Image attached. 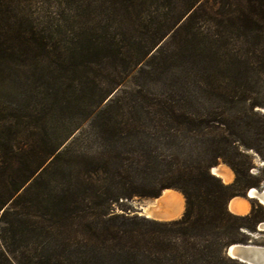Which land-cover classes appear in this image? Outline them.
Listing matches in <instances>:
<instances>
[{
  "label": "trees",
  "instance_id": "trees-1",
  "mask_svg": "<svg viewBox=\"0 0 264 264\" xmlns=\"http://www.w3.org/2000/svg\"><path fill=\"white\" fill-rule=\"evenodd\" d=\"M104 1L116 28L90 45L105 46L112 66L125 62L130 73L140 65L160 84L113 92L123 79L107 77L89 113L101 144L92 154L74 153L76 135L63 145L79 127L66 120L56 144L34 131L2 144L0 264H246L226 249L254 242L249 236L264 221V206L237 215L228 202L262 189L264 175L253 176L245 151L264 163V127L232 111L246 103L257 114L262 102L250 80L253 73L264 76V0H239L220 12L202 0ZM13 36L2 38L6 48L22 51L31 43L25 32ZM55 45L37 43L41 62L68 71L72 90L85 96L94 61L55 56ZM204 102L214 107L204 110ZM31 112L11 114L7 127L18 132ZM219 161L234 172L232 183L210 172ZM170 188L185 201L178 219L113 208L121 199L156 198Z\"/></svg>",
  "mask_w": 264,
  "mask_h": 264
},
{
  "label": "rangeland",
  "instance_id": "rangeland-1",
  "mask_svg": "<svg viewBox=\"0 0 264 264\" xmlns=\"http://www.w3.org/2000/svg\"><path fill=\"white\" fill-rule=\"evenodd\" d=\"M238 1L202 0L210 12L233 10L237 7ZM108 14V3L104 0H0V151H3L2 144L8 139L17 142L15 139L18 135L22 134L24 137L25 134L28 135V131L46 136L47 140L56 144L61 137L60 130L62 133L68 129V124L60 126V123L66 120L68 123L71 121L73 126L79 124V127L63 145L76 135L77 139L72 141L74 153L92 154L99 150L101 144L92 133L90 126L92 113H89L93 111L92 105L98 101L96 92L104 85L107 77L117 74L123 79L121 85L113 92L135 89L138 86L153 90L160 84L157 83L159 77H149L142 73L140 65L130 73L126 70L125 62L118 61L117 65L112 66L107 59L108 51L105 46L90 45L109 37L116 28L115 22L108 23ZM111 18L113 21L114 18ZM106 25L109 26L103 29ZM207 28L212 30L213 27L209 24ZM17 32H25L31 41L26 46L28 48L25 47L26 49L23 48L22 51L6 48L7 44L2 39L4 37L6 40L7 38L14 40L13 35ZM33 36L36 42H33ZM39 41H54L57 44L53 52L55 56L70 53L76 63L94 61L95 64L90 69V83L85 84V96L72 90L75 85L72 84L73 76L68 71L47 66L46 61L41 62L44 50L37 47ZM253 74L250 81L255 86L254 96L258 101H262L254 108L257 114L250 113L246 103L236 104L232 113L244 117L245 121L249 120L255 126L264 127V76ZM46 91L49 94L46 95ZM195 100L197 97L194 96L193 101ZM203 107L207 110L214 105L204 102ZM31 110L33 111L31 116L24 121L26 123L19 126L18 132L7 127L8 121L13 120L10 119L11 114L26 115ZM43 113H46V118L39 120ZM246 137L251 139L253 134L247 132ZM23 139L27 140L26 137ZM245 153L248 155L247 159L252 160L253 176L262 178L264 163L252 149H247ZM215 166L230 170L232 178L227 183L234 181L235 174L227 164L219 161ZM170 190L177 191L172 188ZM162 197V192L156 198L134 196L130 199H121L118 204H113V208L116 212H121L120 208H123L130 214L160 221L180 218L185 201L183 200L182 212L177 217L164 219L160 214L169 207L166 208L165 204L161 203ZM239 197L244 198L250 207L256 203L260 204L255 198H248L246 193ZM147 211L152 212V216H146ZM249 237L254 239L253 244L264 245V231L257 230V233Z\"/></svg>",
  "mask_w": 264,
  "mask_h": 264
},
{
  "label": "bare ground",
  "instance_id": "bare-ground-1",
  "mask_svg": "<svg viewBox=\"0 0 264 264\" xmlns=\"http://www.w3.org/2000/svg\"><path fill=\"white\" fill-rule=\"evenodd\" d=\"M212 171L216 176H219L225 183L229 182L232 178V173L227 168L213 167ZM255 191H256L255 188H250L247 195L248 198H257ZM162 193H163V197L160 201L162 204H165V207L168 206L169 208L166 207L167 209L163 210V212L160 215L164 219H172L175 216L177 217V215H179L183 209V196L181 195V193L170 189H165L162 191ZM248 206H249L248 203L240 197H233L228 202V209L234 214H238V215L246 214ZM146 216L148 217L152 216V212L147 211ZM231 249L232 246L230 245L229 251H231Z\"/></svg>",
  "mask_w": 264,
  "mask_h": 264
},
{
  "label": "water",
  "instance_id": "water-1",
  "mask_svg": "<svg viewBox=\"0 0 264 264\" xmlns=\"http://www.w3.org/2000/svg\"><path fill=\"white\" fill-rule=\"evenodd\" d=\"M213 167H217V166H212L210 168V172L212 174H214L212 171ZM251 188H254V187H251ZM249 189L246 191V196L248 195ZM255 190H256L255 193L257 195V198L255 199L264 206V182L262 184V189L260 191H258L256 188ZM257 230L264 231V221L260 222L257 225ZM231 246H232L231 251H229L230 246H228L226 249V252L230 257L235 258L239 260L240 262H243L246 264H264V246L263 245L253 244L251 241H248V243L246 244L234 243Z\"/></svg>",
  "mask_w": 264,
  "mask_h": 264
},
{
  "label": "crops",
  "instance_id": "crops-1",
  "mask_svg": "<svg viewBox=\"0 0 264 264\" xmlns=\"http://www.w3.org/2000/svg\"><path fill=\"white\" fill-rule=\"evenodd\" d=\"M231 173H232V172H231ZM236 197H239V196H236ZM240 198H242V197H240ZM242 199H244V198H242ZM183 200H184V199H183ZM244 200H245V199H244ZM245 201H246V200H245ZM246 202H247V201H246ZM247 203H248V202H247ZM248 205H249V204H248ZM250 208H251V207H250V205H249V206H248V209H247V212L250 210ZM247 212H246V213H247Z\"/></svg>",
  "mask_w": 264,
  "mask_h": 264
}]
</instances>
